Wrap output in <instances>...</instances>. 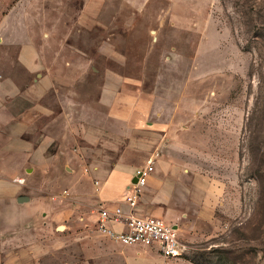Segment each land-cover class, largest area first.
<instances>
[{"label":"rangeland","instance_id":"obj_1","mask_svg":"<svg viewBox=\"0 0 264 264\" xmlns=\"http://www.w3.org/2000/svg\"><path fill=\"white\" fill-rule=\"evenodd\" d=\"M95 1L97 23L85 27L82 9ZM0 15L10 33L16 27L23 41L44 47L42 57L55 71L86 75L69 84L84 90L78 102L97 100L101 83L92 74L130 79L117 107L131 112L135 131L119 122V140L140 139L149 98L157 109L179 111L169 135L177 145L167 152L209 177L214 216L191 237L181 236V256L165 264H264V0H0ZM75 208L69 222L81 216L96 231V211ZM78 230H66L67 247L44 264H79Z\"/></svg>","mask_w":264,"mask_h":264},{"label":"crops","instance_id":"obj_2","mask_svg":"<svg viewBox=\"0 0 264 264\" xmlns=\"http://www.w3.org/2000/svg\"><path fill=\"white\" fill-rule=\"evenodd\" d=\"M100 8L99 2H86L79 23L96 24ZM6 19L0 15L1 264L47 263L48 254L53 257L67 247L71 236L64 233L71 227L79 229L74 235L79 264H165L154 250L115 244L86 229L81 216L75 222L68 218L77 205L85 213L96 211L91 216L96 226L100 208L126 209L123 200L134 171L150 159L153 172L133 213L175 225L179 241L210 223L215 200L209 177L167 152L177 145L169 135L177 129L172 117L179 111L157 109L149 98L140 115V139L132 134L131 139L119 140V122L126 131H135L128 120L131 112H118L117 107L120 90L130 79L114 71L92 74L89 77L101 83L97 100L89 105L78 102L76 95L84 90L69 84L86 75L55 71L54 62L48 65L42 57L44 47L23 41L16 27L10 33ZM136 157L142 165L133 163ZM14 178L24 179V185L15 184ZM52 229L63 234L48 235Z\"/></svg>","mask_w":264,"mask_h":264},{"label":"built area","instance_id":"obj_3","mask_svg":"<svg viewBox=\"0 0 264 264\" xmlns=\"http://www.w3.org/2000/svg\"><path fill=\"white\" fill-rule=\"evenodd\" d=\"M152 172L153 161L150 159L145 165L135 169L133 176L135 181L127 187V194L123 200L126 209L122 206L100 208L96 231L115 244L150 248L165 260L178 258L183 248L179 241L178 228L158 218H141L133 213ZM13 182L19 186L24 185L22 178H14Z\"/></svg>","mask_w":264,"mask_h":264},{"label":"water","instance_id":"obj_4","mask_svg":"<svg viewBox=\"0 0 264 264\" xmlns=\"http://www.w3.org/2000/svg\"><path fill=\"white\" fill-rule=\"evenodd\" d=\"M135 180H133V182H134Z\"/></svg>","mask_w":264,"mask_h":264}]
</instances>
